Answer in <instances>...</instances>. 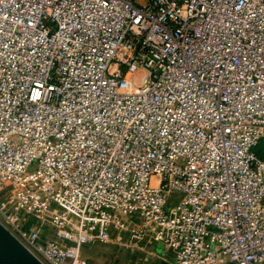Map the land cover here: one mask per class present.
Returning a JSON list of instances; mask_svg holds the SVG:
<instances>
[{"label": "built area", "instance_id": "obj_1", "mask_svg": "<svg viewBox=\"0 0 264 264\" xmlns=\"http://www.w3.org/2000/svg\"><path fill=\"white\" fill-rule=\"evenodd\" d=\"M262 141L264 0H0V224L42 264H264Z\"/></svg>", "mask_w": 264, "mask_h": 264}, {"label": "rangeland", "instance_id": "obj_2", "mask_svg": "<svg viewBox=\"0 0 264 264\" xmlns=\"http://www.w3.org/2000/svg\"><path fill=\"white\" fill-rule=\"evenodd\" d=\"M178 197V195H175ZM47 239L51 237L46 234ZM160 251L164 250L162 245L159 246ZM136 253L137 256L140 258L137 259L136 264H164L165 262L162 261L159 256H155V251L153 249H147L145 251L136 249L131 250L124 246L118 245L115 242L109 245H96L93 247H84L81 251V258L88 264H128L131 261L132 254ZM127 255H130L127 257ZM128 261V262H127Z\"/></svg>", "mask_w": 264, "mask_h": 264}, {"label": "water", "instance_id": "obj_3", "mask_svg": "<svg viewBox=\"0 0 264 264\" xmlns=\"http://www.w3.org/2000/svg\"><path fill=\"white\" fill-rule=\"evenodd\" d=\"M0 264H42L0 224Z\"/></svg>", "mask_w": 264, "mask_h": 264}, {"label": "crops", "instance_id": "obj_4", "mask_svg": "<svg viewBox=\"0 0 264 264\" xmlns=\"http://www.w3.org/2000/svg\"><path fill=\"white\" fill-rule=\"evenodd\" d=\"M93 246H96V245H93ZM93 246H90V247H93ZM131 250H136L135 248H133V249H131ZM153 250L155 251V256L157 257V256H159V258L162 260V261H164L163 259H162V252L160 251V249H159V246H155V247H153ZM131 254H132V260L131 261H129V263L128 264H136L137 263V259H139L140 260V258L137 256V254L136 253H133L132 251H131ZM128 256H130V255H127V257ZM137 260V261H136ZM128 262V261H127ZM165 262V261H164ZM122 264H126V263H123L122 262ZM164 264H167L166 262L164 263Z\"/></svg>", "mask_w": 264, "mask_h": 264}, {"label": "trees", "instance_id": "obj_5", "mask_svg": "<svg viewBox=\"0 0 264 264\" xmlns=\"http://www.w3.org/2000/svg\"><path fill=\"white\" fill-rule=\"evenodd\" d=\"M254 152L262 159H264V141L254 150Z\"/></svg>", "mask_w": 264, "mask_h": 264}]
</instances>
